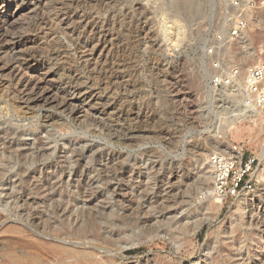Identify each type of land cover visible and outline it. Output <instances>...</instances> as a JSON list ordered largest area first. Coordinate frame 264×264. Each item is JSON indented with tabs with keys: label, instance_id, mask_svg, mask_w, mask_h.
Masks as SVG:
<instances>
[{
	"label": "rangeland",
	"instance_id": "374dc122",
	"mask_svg": "<svg viewBox=\"0 0 264 264\" xmlns=\"http://www.w3.org/2000/svg\"><path fill=\"white\" fill-rule=\"evenodd\" d=\"M74 1L68 7L82 17L71 23L76 32L54 28L36 55L55 62L67 85L72 74L89 75L79 58L84 41L105 35L106 51L93 66L97 82H107L103 91L114 114L96 120L88 109L75 117L54 107L22 114L9 106L14 97L0 96V264L12 247L31 253L30 237L7 231L13 223L30 226L29 233L43 240L66 225L69 236L62 238L81 241L93 253L87 260L65 258L74 264H241V257L264 264V103L260 111L242 110L231 92L234 78L264 60V0H244L236 8L227 0ZM244 5L251 21L242 14ZM236 15L245 27L230 37ZM242 36L253 53L245 63L238 45ZM54 53L62 56L53 61ZM215 62L239 69L233 82L212 84ZM4 129L19 135V151L31 148L32 160L4 151ZM223 140L255 159L253 189L218 204L199 197L198 185L191 184L163 202L158 190L175 175L192 178L207 171L206 156L222 152L215 141ZM28 181L38 191L30 190ZM58 191L65 212L54 215ZM156 200L169 208L155 209ZM195 225L196 231L188 232ZM79 227L85 236L73 238ZM37 259L58 264L62 258L43 250Z\"/></svg>",
	"mask_w": 264,
	"mask_h": 264
},
{
	"label": "bare ground",
	"instance_id": "6f19581e",
	"mask_svg": "<svg viewBox=\"0 0 264 264\" xmlns=\"http://www.w3.org/2000/svg\"><path fill=\"white\" fill-rule=\"evenodd\" d=\"M75 1L77 2V0ZM78 1L81 2V0ZM71 2H73V0H57L53 4H51L49 0H0V96L10 98L14 97L16 101L9 104L10 108L14 111L16 110L22 114H27L30 109L35 107H40L45 111H47L46 109L49 107H54L62 111L69 110V114L75 117L81 116L86 109L91 111L92 117L96 120H102L105 115L113 116V105L110 104L109 97L106 94L107 92L105 93L103 91L107 90V82L105 78L97 82V75L95 76V66H93L99 64V58L106 51V46L104 45L105 35L102 36V39H97L95 42L91 39L84 41V44L81 46L79 54L80 57H78L83 59L86 62L85 64H88L89 77H84L83 74H69L71 82L67 85L62 83V73L59 72V69L54 68V64L56 65L55 62H50L45 59L43 60L36 55V53L40 54V52L37 51L43 47L44 43L47 42V38L49 35L51 36L54 28H61L63 31L65 30V32H69V34H74L76 32L74 27L71 26V23L72 21L74 22V20L80 23L82 21V17L77 10L70 8V6L68 7ZM242 12V14L246 16L247 20L251 21L250 7L248 5H244V8L242 7ZM23 25H29L30 28L26 26L24 28ZM22 26V30L28 28L29 33H25L22 30L20 31ZM245 38V36H242L238 42V45L244 53L242 55L244 63L247 62L248 58H253V53L250 51L249 47L250 42ZM70 40L72 39L70 38ZM54 54L55 56H53L52 60L57 61L61 54ZM244 73L245 72L241 73L240 76H238L239 78H234V81L236 82H234V85L231 87L234 102L241 109L252 107L256 108L257 111H260L262 109V104L255 105L248 100L249 95L246 90V86L244 85ZM9 82L13 83L10 87ZM237 106L235 108H238ZM2 108L4 107L2 106ZM52 116L47 112L45 118L49 120ZM2 134L5 139V141H3V149L10 155L11 158H15L17 156L18 158H28L32 160V158H30L32 153L31 148L27 147V149L19 151V143H17L19 142V135L17 134V137H15V131H10V129L8 131L7 129H4ZM215 143L224 147L221 150L222 152L229 149L230 144L228 141H215ZM206 157L207 159H205L204 165L206 166L207 171L202 173L199 171L197 172L198 174L196 173V175L192 178L189 177L188 173L175 175L167 183V188L165 187V189L163 188L161 191L158 190L161 197L164 198V200H161H163V202L165 200L168 202L169 198L175 197L176 192H178L177 190H179L180 187L188 188L189 185L194 184L198 185L197 187L199 188V193H201V196L199 197L213 199L218 204H222V199L215 197L209 187V183L213 178V166L209 161V155ZM1 176L2 173L0 171V179ZM259 176L260 173L257 174V177ZM28 182L27 187L30 190L35 189L38 191L40 187L38 188L33 182ZM55 195L58 196V200L52 205L51 213L54 215L56 213H64V205H66L64 196H62L60 191H58ZM10 196H12V193ZM242 198L237 202V208H242ZM123 199L128 203L127 205H129V208L132 209L133 207L130 202L131 199L128 200L126 196L123 197ZM158 200H160V198ZM158 200L155 201L154 208H163L166 210L168 207L166 203L159 204L157 202ZM146 213L148 212L145 211V214ZM36 215L37 213H31V216H33L34 219L37 217ZM164 220L166 219L164 218L163 221ZM167 220L165 223L169 224L171 220ZM195 223H198V221ZM88 227L93 229L95 227L94 221L92 222L89 220ZM7 228V231L16 233L20 237L31 238L29 246L24 245L26 248L28 247L31 250V253L29 256H26V250L22 247H12L6 252L7 259L4 261V264H37V255L43 250H45L52 257L62 258L58 264H74L71 263L69 259L66 260L65 258L70 257L72 259V257L75 258L78 256L79 258L87 260L90 259L93 254L85 247L83 242L67 241L65 238H62L63 234H67V226L64 224L56 226L53 230L54 236L49 237L48 240H43L40 235L35 233L30 234L29 231H31V229H28L30 226L25 227L23 225L13 223L9 224ZM79 228L72 234L73 238L81 239L85 236L82 227ZM197 228L198 226L195 225L189 229L188 232L194 233ZM87 230L85 229V231ZM67 236L69 235L67 234ZM187 239H185L186 243L188 241ZM240 260L241 264H251L247 261V257H241ZM55 264L57 263L55 262Z\"/></svg>",
	"mask_w": 264,
	"mask_h": 264
},
{
	"label": "built area",
	"instance_id": "2783aa9c",
	"mask_svg": "<svg viewBox=\"0 0 264 264\" xmlns=\"http://www.w3.org/2000/svg\"><path fill=\"white\" fill-rule=\"evenodd\" d=\"M231 7H238L244 0H227ZM245 27L244 18L235 16V24L229 31L230 37L238 36ZM212 52V49L209 50ZM215 74L211 76V82L215 86H223L231 82L239 73L238 68L229 69L218 62L213 64ZM244 85L249 95L250 102L255 105L264 103V60L254 62L245 70ZM209 161L213 166V178L211 190L215 197L226 199L236 198L253 189L254 158L246 157L244 151L238 145L232 143L225 152H212Z\"/></svg>",
	"mask_w": 264,
	"mask_h": 264
}]
</instances>
